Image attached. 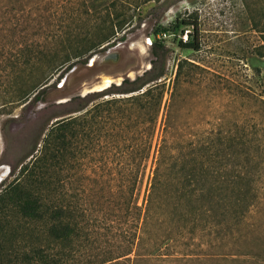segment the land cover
I'll use <instances>...</instances> for the list:
<instances>
[{"label": "rangeland", "instance_id": "rangeland-1", "mask_svg": "<svg viewBox=\"0 0 264 264\" xmlns=\"http://www.w3.org/2000/svg\"><path fill=\"white\" fill-rule=\"evenodd\" d=\"M131 1V18L122 28L115 27V36L81 53L102 34L99 8L112 6V0H0V192L24 165L29 170L43 156L46 164L51 163L47 175L53 186L54 122L81 115L100 99L89 92L145 74L157 59L151 44L156 39L165 47L161 59L156 71L144 75L137 85L145 82L140 89L145 90L155 81L150 80L154 73L164 69L158 79L164 89L158 125L168 116V123L182 127V133L198 142L216 141L222 128L239 134L246 128L253 141L264 142V0ZM118 7L111 9L112 16ZM183 41L199 47L183 46ZM38 77L48 78L38 87L41 94L19 98L20 85L30 88ZM143 110L140 119L146 137L149 114ZM106 120L102 124L113 135L100 137L96 148L79 154L81 164L65 167L64 174H70L69 186L81 193L96 223L100 248L119 253L130 247L140 211L133 220V214L128 216V222L119 213L135 205L143 211L151 157L143 161L146 167L138 169L136 163H129V154L127 166L122 167L115 144L120 140L115 132L119 120ZM107 140L110 145H105ZM260 186L262 199L249 218L250 228L245 225L233 238H220L222 247L182 246L181 251L196 256L191 261L153 263L137 259L135 251L121 260L124 264H223L209 261V253L261 251L264 177ZM48 201L53 202V189ZM108 228L112 232L107 234ZM123 228L127 236L119 235ZM35 230L31 233L39 232Z\"/></svg>", "mask_w": 264, "mask_h": 264}, {"label": "trees", "instance_id": "trees-1", "mask_svg": "<svg viewBox=\"0 0 264 264\" xmlns=\"http://www.w3.org/2000/svg\"><path fill=\"white\" fill-rule=\"evenodd\" d=\"M131 3V0H112V6L99 8L103 32L81 53L112 39L115 27L122 28L131 18ZM113 7L118 8L112 16ZM103 9H106L104 14ZM158 42L156 39L151 43L157 59L145 74L89 92L87 95L98 94L100 99L81 115L54 122L53 186L47 175L51 163L46 164L47 158L43 156L29 170L24 165L19 175L0 192V264H124L121 258L132 251L137 259L153 263L191 261L196 256L181 251L182 246L222 247L220 238H233L245 225L250 228L249 218L262 199L264 142L253 141L246 128L240 134L222 128L216 141L208 138L198 142L182 133V127L168 123V116L158 125L164 95L158 79L164 75V69L161 67L154 73L150 80L155 81L145 90H140L145 82L137 85L144 75L156 71L160 51L165 48ZM182 44L199 47L190 41ZM182 67L181 63L178 73ZM47 81V77H38L30 88L20 85L19 98L26 99L34 93L35 97L39 96L38 87ZM143 109L149 114L146 137L140 119ZM107 118L119 120V129L115 132L120 140L115 144L122 167L127 166L129 154H132L129 163H136L138 169L146 167L143 161L151 157L143 211L135 205L119 213L128 222V216L133 214V220L137 217L134 214L140 211V222L136 223L130 247L119 253L116 249L100 248L96 223L91 221L81 193L69 186L70 174H64L65 167L72 169L81 164L79 154L96 148L100 137L113 135L106 123L102 124ZM105 145H110L109 140ZM52 189L53 202H49ZM33 229L39 232L32 234ZM108 229L107 234L112 232ZM126 231L121 229L119 235L127 236ZM205 236L209 239L204 240ZM261 243V251L241 249L221 255L210 252L209 261L264 264V239Z\"/></svg>", "mask_w": 264, "mask_h": 264}, {"label": "bare ground", "instance_id": "bare-ground-1", "mask_svg": "<svg viewBox=\"0 0 264 264\" xmlns=\"http://www.w3.org/2000/svg\"><path fill=\"white\" fill-rule=\"evenodd\" d=\"M108 86V85H107ZM106 87V86H105ZM104 88V87H103ZM102 89V88H101ZM0 175H3V173H0ZM1 177V176H0Z\"/></svg>", "mask_w": 264, "mask_h": 264}, {"label": "built area", "instance_id": "built-area-1", "mask_svg": "<svg viewBox=\"0 0 264 264\" xmlns=\"http://www.w3.org/2000/svg\"><path fill=\"white\" fill-rule=\"evenodd\" d=\"M187 36H188V35H187V33H186V35H185V39H187Z\"/></svg>", "mask_w": 264, "mask_h": 264}, {"label": "water", "instance_id": "water-1", "mask_svg": "<svg viewBox=\"0 0 264 264\" xmlns=\"http://www.w3.org/2000/svg\"><path fill=\"white\" fill-rule=\"evenodd\" d=\"M89 91V90H88ZM90 91H91V89H90Z\"/></svg>", "mask_w": 264, "mask_h": 264}]
</instances>
